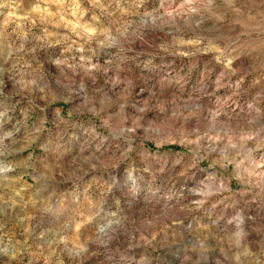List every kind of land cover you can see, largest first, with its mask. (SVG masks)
I'll return each mask as SVG.
<instances>
[{"label": "rangeland", "instance_id": "1", "mask_svg": "<svg viewBox=\"0 0 264 264\" xmlns=\"http://www.w3.org/2000/svg\"><path fill=\"white\" fill-rule=\"evenodd\" d=\"M0 264H264V0H0Z\"/></svg>", "mask_w": 264, "mask_h": 264}]
</instances>
